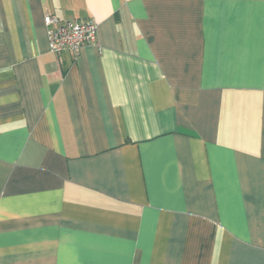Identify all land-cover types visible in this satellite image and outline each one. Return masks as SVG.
<instances>
[{
    "label": "crops",
    "instance_id": "0c3cea01",
    "mask_svg": "<svg viewBox=\"0 0 264 264\" xmlns=\"http://www.w3.org/2000/svg\"><path fill=\"white\" fill-rule=\"evenodd\" d=\"M0 264H264V0H0Z\"/></svg>",
    "mask_w": 264,
    "mask_h": 264
},
{
    "label": "built area",
    "instance_id": "2783aa9c",
    "mask_svg": "<svg viewBox=\"0 0 264 264\" xmlns=\"http://www.w3.org/2000/svg\"><path fill=\"white\" fill-rule=\"evenodd\" d=\"M48 47L53 53L64 50L78 52L86 45H97L98 25L89 20H60L52 15L44 16Z\"/></svg>",
    "mask_w": 264,
    "mask_h": 264
},
{
    "label": "rangeland",
    "instance_id": "374dc122",
    "mask_svg": "<svg viewBox=\"0 0 264 264\" xmlns=\"http://www.w3.org/2000/svg\"><path fill=\"white\" fill-rule=\"evenodd\" d=\"M87 46V45H86Z\"/></svg>",
    "mask_w": 264,
    "mask_h": 264
}]
</instances>
